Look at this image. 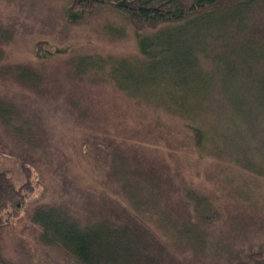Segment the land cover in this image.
<instances>
[{
	"label": "rangeland",
	"instance_id": "1",
	"mask_svg": "<svg viewBox=\"0 0 264 264\" xmlns=\"http://www.w3.org/2000/svg\"><path fill=\"white\" fill-rule=\"evenodd\" d=\"M67 6L66 0H0V100L14 106L20 128L0 123V172L32 189L2 232L6 259L77 264L40 243L29 221L39 206H64L83 222H124L117 207L124 175L112 174L115 157L137 171L143 196L136 200L147 207L140 214L155 232L143 264H235L232 257L249 247L264 250V162L253 175L252 164L241 168L215 150L232 124L230 101L264 82V63L256 64L264 58V0L240 15L246 29L226 13L138 34L107 8L71 23ZM188 42L201 45L196 67L184 66ZM254 89L261 98L263 91ZM191 99L192 119L204 120L213 136L203 154L183 125ZM188 190L214 206L211 223L198 225L206 237L201 248L176 244L168 234L170 222L193 217Z\"/></svg>",
	"mask_w": 264,
	"mask_h": 264
},
{
	"label": "trees",
	"instance_id": "2",
	"mask_svg": "<svg viewBox=\"0 0 264 264\" xmlns=\"http://www.w3.org/2000/svg\"><path fill=\"white\" fill-rule=\"evenodd\" d=\"M66 1L68 4L66 18L71 23L80 22L84 15L92 13L93 10L107 8L129 21L136 34L143 30H154L162 25L192 23L204 17L226 13L233 14L234 20L240 18L246 29L247 18L240 15L242 13L249 15L252 8L259 2V0ZM200 47L198 42L192 44L188 42L182 52L186 62L184 66L193 64L196 67V53ZM261 63H264L262 56L256 64L261 67ZM191 71H188V75H192ZM20 82L25 83V80L21 79ZM155 83L158 84L160 81L156 80ZM254 85L263 91L261 98H256ZM186 102L188 103L184 105L188 107L189 116L183 125L190 130L196 152L206 153L213 145V139H211L213 136L204 128V120L201 121L199 117H194L196 120L192 119V110H194L192 99ZM229 105L232 124L218 135L215 150L220 159L230 156L239 166L252 164L250 165L252 171L247 170V172L259 175L256 172L257 168H262L259 164L264 162V123L259 119L264 118V114L257 113L256 117H253V113L254 111L264 112V82L261 80L250 84L249 92L244 97L234 98ZM206 106L211 105L208 103ZM17 115L13 105L0 100V123L7 129L11 126L16 133L20 130L14 125L18 121ZM111 170L114 175L120 171L124 175L121 181L124 202L117 207L126 215L125 221L118 223L110 218H102L83 222L64 206H39L31 211L29 221L39 229V241L42 245L61 249L77 264H143L148 255L150 238H153L155 234L154 230L152 232L153 228L140 214L147 208L146 203H141L140 199L136 200L137 194L143 196V188L138 184V178L134 177L137 171L129 170L120 158H112ZM130 173H133V178L127 179ZM131 182L134 183L131 184ZM156 187L158 188V185ZM31 191L28 183L16 187L5 172H0V264H11L6 259L2 248V232L13 219L18 217ZM185 193V198L192 203L191 216L193 217L185 220L177 218L180 223L179 220L178 223L174 220L170 222L173 225L168 234L176 244L185 243L188 247L201 248L204 244L206 245V237L203 236L200 226L211 223L214 217V206L211 205L209 198H204L191 190ZM239 200H242V197L239 196ZM247 250L248 252L241 256L237 255V258L232 257L233 262L264 264V250L261 247L255 249L249 247Z\"/></svg>",
	"mask_w": 264,
	"mask_h": 264
}]
</instances>
